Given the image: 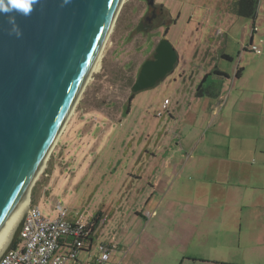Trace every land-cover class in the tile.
Here are the masks:
<instances>
[{"label":"rangeland","instance_id":"rangeland-1","mask_svg":"<svg viewBox=\"0 0 264 264\" xmlns=\"http://www.w3.org/2000/svg\"><path fill=\"white\" fill-rule=\"evenodd\" d=\"M155 1L169 13L163 16L167 22L164 39L177 51L174 69L151 87L136 92L128 87L141 63L152 56L156 39L136 29L139 18L142 16L143 20L148 14L146 1L123 0L104 51L31 188L28 205L32 201L44 217L54 219L60 204L67 210L69 220L84 223L97 210H107L109 220L98 228L100 241L111 237L119 241L132 233L137 238L146 226V233L152 234L161 244V252L168 254L163 263L171 264L175 257L179 260L184 258L181 254H187L183 264H264V240L254 234L247 241L250 233H244L246 208L229 207L228 222L215 226L204 217L197 233L178 230L177 235H188L184 241L179 236L167 237L170 228L163 224L162 213L167 201H171L172 212L184 213L183 203L193 196L204 202L205 215L215 213L211 210V206H216L215 200L207 185L198 193L188 183L167 189L175 179L170 171L175 167L184 171L186 160L182 149L174 153L173 162L168 164L169 146L172 142L175 147L181 137L186 145L193 135V124L207 121V115L200 110V100L194 97L197 75L202 74L198 65L203 66L211 56L214 63L231 74L230 59L222 57V53L236 65L239 53L244 57L254 55L243 54L242 47L261 46L262 35L254 34L249 42L254 19L235 14L236 0ZM255 27L258 32L264 31L261 15L255 20ZM165 99L170 103L163 109ZM154 185L158 187L159 204L156 215L148 218L150 213L146 216L147 207H142V203ZM233 200L240 201L235 197ZM142 208L144 217L135 213ZM187 210L199 216L202 207L190 205ZM173 247L177 249L174 252ZM114 255L120 263L121 252L116 250ZM223 258L234 263L222 262Z\"/></svg>","mask_w":264,"mask_h":264},{"label":"water","instance_id":"water-1","mask_svg":"<svg viewBox=\"0 0 264 264\" xmlns=\"http://www.w3.org/2000/svg\"><path fill=\"white\" fill-rule=\"evenodd\" d=\"M117 2L41 0L30 16H17L19 38L9 35L7 17L0 16V229L24 205L30 181L67 121ZM177 60L172 44L161 39L153 59L141 64L131 91L158 83ZM25 217L26 212L0 258L13 247Z\"/></svg>","mask_w":264,"mask_h":264},{"label":"crops","instance_id":"crops-1","mask_svg":"<svg viewBox=\"0 0 264 264\" xmlns=\"http://www.w3.org/2000/svg\"><path fill=\"white\" fill-rule=\"evenodd\" d=\"M259 14L264 20V0H259L255 17L252 18L254 29L249 39L250 42L254 34L261 33L259 42L262 45H257L259 53L244 45L243 54L254 55L244 57L239 53L238 63L235 65L231 57L223 52L222 57L230 59L228 63L232 65L231 74L214 63L211 56L209 61L203 62V66L198 65L202 74L197 75L195 90L200 83L203 86L214 83L218 96L197 97L194 90V97L200 100V110L202 109L207 115V121L202 122L201 125L193 124V135L186 145L181 142L182 137L178 139L179 142L174 143L175 147H172L171 142L169 146L171 154L167 163L173 162L174 153L181 152L182 149L186 160L182 165L184 171L179 170L178 167L170 171V176H174L175 179L167 189L171 190L175 185L182 186L188 183L192 191L198 193L207 185L213 193L212 199L215 200L213 204L216 206H211V210L215 213L205 215L204 202L195 196L186 199L183 203L184 213L172 212L171 201H167L168 206L166 205L165 210L162 209V213H165L163 224L170 228L166 234L168 238L179 236V240L184 241L188 235L186 233L177 235L178 230L179 233L182 230L197 233L198 225H203L205 221L204 217L208 218L207 223L215 226L228 222L230 216L226 209L229 207L236 209L244 207L246 208L244 216L247 219L244 233H250L246 237L247 241L254 234L260 240H264V31L258 32L255 27V20L259 18ZM239 68L240 73L236 75ZM185 175L188 177L187 180L183 178ZM170 176H167V179ZM237 192L239 194L235 196ZM156 195H158V187L154 185L151 193L142 203V207H147L146 211L142 208L141 212L135 211V213L144 217V210L146 216L150 213L148 218L155 216L159 204ZM234 197L240 201L233 200ZM190 205L202 207L199 216L196 215L197 212L194 214L187 210ZM109 217L107 210L99 209L95 212L86 223L92 225L91 249L88 252L85 249L79 250L76 259L67 260L66 264H91L101 255L100 246L110 247L108 258L100 264H168V262L163 263L168 254L161 252L163 250L161 244L154 240L156 238L152 234L146 233L148 230L146 226L137 238L135 233H132L123 235L119 241H115L112 237L106 241L98 240L101 234L98 228L104 225ZM143 222L146 224V221ZM140 237L139 241H135ZM153 240L156 242L150 243ZM59 250L62 252L66 250L65 241L60 243ZM116 250L121 252L120 263L119 260L116 261L117 256L114 255ZM176 250L174 247L171 249L172 252ZM224 251L223 249L222 252ZM181 256L188 257L187 254ZM184 258L176 260L175 257V262L171 264H183ZM222 262L234 263L233 260L224 258Z\"/></svg>","mask_w":264,"mask_h":264},{"label":"built area","instance_id":"built-area-1","mask_svg":"<svg viewBox=\"0 0 264 264\" xmlns=\"http://www.w3.org/2000/svg\"><path fill=\"white\" fill-rule=\"evenodd\" d=\"M251 50L259 53L255 45ZM169 101L164 100L163 109ZM161 116V112H157ZM58 215L54 219L44 217L40 210L28 205L18 243L1 258L0 264H66L67 260H75L79 250L86 246L90 237L91 224L80 220H69L67 210L57 205ZM65 241L66 250H59L60 243ZM101 255L91 264H100L108 258L110 247L100 246Z\"/></svg>","mask_w":264,"mask_h":264},{"label":"bare ground","instance_id":"bare-ground-1","mask_svg":"<svg viewBox=\"0 0 264 264\" xmlns=\"http://www.w3.org/2000/svg\"><path fill=\"white\" fill-rule=\"evenodd\" d=\"M123 0H118L117 2V5L114 9V12L108 22V25L102 35V38L100 40V44L97 48V51L96 53L94 54L91 62H90V65L87 69V72L84 76V78L82 79V83H81V86L79 88V91L77 92L76 96H75V99L71 105V108L69 110V114L67 115V119L68 117L70 116L72 110H73V107L75 106V104L77 103L78 99H79V96L83 90V88L85 87V84L87 83V80L90 78L92 72H93V69L94 67L96 66L97 64V61L99 59V57L101 56V54L103 53L104 51V43L106 42V39L108 37V34L110 32V29L115 21V18H116V15H117V12L120 8V5L122 3ZM66 123V122H65ZM65 123L62 124L60 130L62 131V129L64 128L63 126L65 125ZM59 130V132H60ZM57 136H58V132L56 134V136L54 137V139L52 140L51 142V145L49 146L45 156L42 158L39 166H38V169L36 170V174L34 175L33 179L30 181V184H29V187L27 189V192H26V196H25V200H24V205H21L17 210L16 212L11 216V218L6 222V224L0 229V252L3 250V248L5 247V245L10 241L11 237L13 236V234L15 233L20 221L22 220L26 210H27V207H28V204H29V193L31 191V188H32V184H34V182L36 181V179L38 178L39 174L43 171V168H45V162L47 161L48 157H49V152L51 150V148L55 145L56 141H57Z\"/></svg>","mask_w":264,"mask_h":264},{"label":"clouds","instance_id":"clouds-1","mask_svg":"<svg viewBox=\"0 0 264 264\" xmlns=\"http://www.w3.org/2000/svg\"><path fill=\"white\" fill-rule=\"evenodd\" d=\"M41 0H0V16L7 17V23L10 26L9 35H15L19 38L22 35L17 16L28 17L33 11L34 5ZM71 0H62V4H68Z\"/></svg>","mask_w":264,"mask_h":264},{"label":"flooded vegetation","instance_id":"flooded-vegetation-1","mask_svg":"<svg viewBox=\"0 0 264 264\" xmlns=\"http://www.w3.org/2000/svg\"><path fill=\"white\" fill-rule=\"evenodd\" d=\"M146 4L148 9L146 7L145 11L148 10V14L144 16L143 20H142V16L139 18L138 25L140 24V29H141L140 31L144 33H150L153 37H155L156 39L155 47H156L158 42L161 39L165 38V34L167 33V29L164 28L167 22H166V18H164L163 16L165 14L166 16H169V13L162 5L157 4L155 0H153V3L151 4H148L146 1ZM155 47L153 49L152 56L148 57L147 59H153Z\"/></svg>","mask_w":264,"mask_h":264},{"label":"trees","instance_id":"trees-1","mask_svg":"<svg viewBox=\"0 0 264 264\" xmlns=\"http://www.w3.org/2000/svg\"><path fill=\"white\" fill-rule=\"evenodd\" d=\"M258 3H259V0H236L233 10L235 11V14L237 16L254 18L256 11H257ZM239 73H240V68L237 70L236 75H238ZM132 84H133L132 80H129L128 87L131 88ZM215 89H216V84L214 83H211L206 86H203L202 83H200L195 90V96L200 97L203 95H207L209 97L216 98L218 96V92ZM32 203L33 202L31 201V205ZM103 220H105L104 217H103ZM86 241L87 243L84 249L85 251L88 252L91 249V243H92L91 237H88ZM17 243H18V238L13 244V247H15Z\"/></svg>","mask_w":264,"mask_h":264}]
</instances>
